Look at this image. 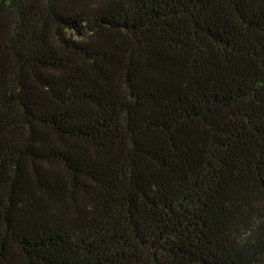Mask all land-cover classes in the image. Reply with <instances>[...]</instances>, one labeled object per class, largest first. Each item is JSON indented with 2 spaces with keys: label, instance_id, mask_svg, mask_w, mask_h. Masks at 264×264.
Instances as JSON below:
<instances>
[{
  "label": "trees",
  "instance_id": "16d2710c",
  "mask_svg": "<svg viewBox=\"0 0 264 264\" xmlns=\"http://www.w3.org/2000/svg\"><path fill=\"white\" fill-rule=\"evenodd\" d=\"M0 264H264V0H0Z\"/></svg>",
  "mask_w": 264,
  "mask_h": 264
}]
</instances>
